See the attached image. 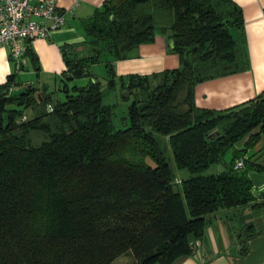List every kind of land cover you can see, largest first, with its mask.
I'll return each mask as SVG.
<instances>
[{"label": "trees", "instance_id": "trees-1", "mask_svg": "<svg viewBox=\"0 0 264 264\" xmlns=\"http://www.w3.org/2000/svg\"><path fill=\"white\" fill-rule=\"evenodd\" d=\"M242 24L233 0H106L86 24L87 53L61 48L64 100L32 85L9 93L12 77L0 85V264H110L126 252L162 263L190 249L210 215L264 197L249 176L264 163L246 155L264 134V90L223 111L193 104L197 83L245 66L230 33ZM156 32L173 40L180 66L116 76L115 61ZM102 60L105 89L90 71ZM118 88L131 103L116 128L104 96ZM33 132L47 137L32 144ZM230 149L226 171L202 174ZM180 169L190 176L178 186Z\"/></svg>", "mask_w": 264, "mask_h": 264}, {"label": "crops", "instance_id": "crops-1", "mask_svg": "<svg viewBox=\"0 0 264 264\" xmlns=\"http://www.w3.org/2000/svg\"><path fill=\"white\" fill-rule=\"evenodd\" d=\"M105 1L57 0L59 8L67 10L65 25L49 37L30 41L20 70L16 68L9 49L0 47V85L12 77L9 91L12 93L17 86L18 75L30 69L29 74L35 77L31 81L26 80L25 86L32 85L37 93L53 94L57 99L54 88L57 84L60 85L59 91L65 87L61 80L66 69L61 48L68 45L67 50L74 57L87 53L84 44L86 24L96 10H102ZM233 1L241 7L243 24L241 28H230V33L237 40L236 49L245 66L234 73L197 83L193 89V104L197 108L223 111L256 97L264 90V0ZM168 42L164 34L156 32L151 42L139 44L126 58L115 61L116 76H150L179 67L180 57L168 47ZM30 54L36 59L37 70ZM33 80L36 85H33ZM252 149L256 151L252 159L264 163V134ZM256 173L254 189H260L264 186V169ZM239 209L244 212L248 231L244 234L239 231L232 236L227 221ZM188 240L193 242L195 239L188 235ZM195 241V244L190 242V249H177L168 256L169 261L162 260L156 264H264V197L248 205L210 215L202 237Z\"/></svg>", "mask_w": 264, "mask_h": 264}, {"label": "built area", "instance_id": "built-area-1", "mask_svg": "<svg viewBox=\"0 0 264 264\" xmlns=\"http://www.w3.org/2000/svg\"><path fill=\"white\" fill-rule=\"evenodd\" d=\"M67 10L57 0H0V47H7L16 68L24 65L29 42L49 37L66 23ZM244 159L237 158L234 169H242ZM180 184L179 179H175Z\"/></svg>", "mask_w": 264, "mask_h": 264}, {"label": "rangeland", "instance_id": "rangeland-1", "mask_svg": "<svg viewBox=\"0 0 264 264\" xmlns=\"http://www.w3.org/2000/svg\"><path fill=\"white\" fill-rule=\"evenodd\" d=\"M90 70H91V75L95 77V79H97L100 82V84L103 86V89H105L106 70L104 66V60L91 65ZM30 72L31 70L27 69L23 71L20 75H18L16 79L17 86L13 88L12 90L13 94H19L22 91H24L26 87L25 81L26 80L31 81L32 79H34L35 75L34 74L30 75L29 74ZM88 80L90 81V78L83 77V78H78V79L68 81L66 82V88L70 90L72 86H77V87L85 86L86 84H88L87 83L89 82ZM56 81L59 83V77L56 78ZM32 82H33V85H36L35 80H33ZM59 87L60 85L57 84L56 88H54V91L57 93V97H58L57 99L62 101L65 98V93L62 90L59 91ZM47 88L50 89V87H47ZM124 92L126 91L118 88L117 90L109 92L104 96V103H109V104L114 105L113 107L114 114H113L112 121L116 128L125 126V123L123 122H126L125 115L127 112V108L129 104L131 103V98L124 97ZM40 109L41 107L38 106L37 110H40ZM49 109H51V107ZM25 113L27 117L33 116V112L31 109H26ZM46 137H47L46 134L42 132L40 133L33 132L30 135L31 142L32 144H35V145L45 140ZM158 138L160 139V137ZM161 144L162 146H164L163 139H161ZM241 144L242 143L236 144V147H241ZM252 152H253V149L248 150L246 153L247 157L251 156ZM231 155H232L231 149L226 151V153L224 154L222 158V161H220L219 163L210 165L207 169H205L202 172V174H212V173H220V172L226 171L229 166V160L231 158ZM175 176L177 179L181 181L183 178H187L188 176H190V174L186 169H180L176 171ZM249 176L252 179H256L258 177V174L255 171H251L249 172ZM177 185L179 186V184ZM241 210L242 209H239V211L236 212L234 215H232L231 219L227 221L228 227L230 228V231L232 232V236L234 234H237L239 231L242 232L243 234L247 233L248 231L247 229L248 222L244 220L245 215H243L244 212ZM110 264H136V258L132 255V253L126 252L116 257Z\"/></svg>", "mask_w": 264, "mask_h": 264}, {"label": "water", "instance_id": "water-1", "mask_svg": "<svg viewBox=\"0 0 264 264\" xmlns=\"http://www.w3.org/2000/svg\"><path fill=\"white\" fill-rule=\"evenodd\" d=\"M168 47H170V48H173V47H174V42H173V40H170V41L168 42ZM252 193H253L254 195H256V196H258V195L264 193V186H263L262 188H260V189H253V190H252Z\"/></svg>", "mask_w": 264, "mask_h": 264}]
</instances>
